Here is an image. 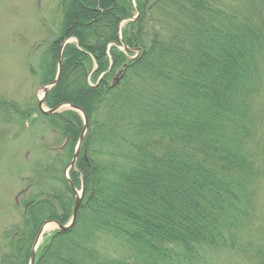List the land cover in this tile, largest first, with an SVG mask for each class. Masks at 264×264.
Returning <instances> with one entry per match:
<instances>
[{
  "label": "trees",
  "instance_id": "16d2710c",
  "mask_svg": "<svg viewBox=\"0 0 264 264\" xmlns=\"http://www.w3.org/2000/svg\"><path fill=\"white\" fill-rule=\"evenodd\" d=\"M135 2L140 16L122 29V52L133 0L64 1L59 38L36 70L42 86L53 82L61 46L75 38L46 106L71 104L89 120L70 172L83 188L76 224L48 237L36 264H217L221 256L264 264V227H254L264 184L256 109L264 0ZM0 108L36 112L33 122L53 136L42 147L50 159L35 163L20 196L22 224L0 247V264H29L41 227L72 218L64 174L84 123L72 110L46 116L1 100ZM111 241L124 253L112 255Z\"/></svg>",
  "mask_w": 264,
  "mask_h": 264
},
{
  "label": "rangeland",
  "instance_id": "374dc122",
  "mask_svg": "<svg viewBox=\"0 0 264 264\" xmlns=\"http://www.w3.org/2000/svg\"><path fill=\"white\" fill-rule=\"evenodd\" d=\"M64 1L0 0V100L15 104L20 112L38 109L43 92L36 70L47 48L59 38ZM259 98L256 109L264 128V93ZM35 113L23 118L19 112L0 108V247L4 245L3 234L22 224L24 198L19 194L25 191L35 163L50 159L42 147L50 144L53 136L44 131L47 126L43 121L33 122ZM256 205L254 227H264V184ZM54 231L42 237V244ZM108 249L114 256L124 253L114 241ZM216 262L235 263L228 256Z\"/></svg>",
  "mask_w": 264,
  "mask_h": 264
},
{
  "label": "water",
  "instance_id": "95a60500",
  "mask_svg": "<svg viewBox=\"0 0 264 264\" xmlns=\"http://www.w3.org/2000/svg\"><path fill=\"white\" fill-rule=\"evenodd\" d=\"M72 42H75L74 39H69L67 40L61 47V50L59 52V56H58V72H57V76H56V79L53 83H50L46 86H44L42 88V91H43V96L40 98V103H39V109L42 113L46 114V115H52V114H56V113H59L61 110L63 109H70V110H74L76 112H78L82 118H83V122H84V128H83V131L80 135V138H79V141H78V144H77V148H76V151H75V156L72 160V162L70 163V165L68 166V168L66 169L65 171V179L67 180V182L69 183V185L71 186L73 192H74V198H75V207H74V211H73V216H72V219L71 221L65 225V226H62L60 225L58 222L56 221H50V222H47L45 223L42 228L40 229L36 239H35V242H34V245H33V248H32V251H31V255H30V260H29V264H35L36 262V256H37V251L40 247V243L42 241V237L49 231L51 230H55L57 229V231L60 233H63V232H67L69 230H71L75 224H76V221H77V217H78V213H79V210H80V207H81V204H82V199H83V189L82 190H78L71 182L70 180V177H69V173H70V170H75V166H76V163H77V160L80 156V152H81V149H82V146H83V142H84V139L87 135V132H88V129H89V121H88V117L87 115L80 109V108H77L76 106L74 105H70V104H63L59 107H57L56 109H53V110H44V107H45V103H46V97L49 93V91L58 84L59 80H60V77H61V72H62V55H63V51L66 47L67 44H70ZM118 80H116L115 83H117ZM50 228V230H49ZM49 230V231H47Z\"/></svg>",
  "mask_w": 264,
  "mask_h": 264
},
{
  "label": "bare ground",
  "instance_id": "6f19581e",
  "mask_svg": "<svg viewBox=\"0 0 264 264\" xmlns=\"http://www.w3.org/2000/svg\"><path fill=\"white\" fill-rule=\"evenodd\" d=\"M49 230H50V228H49ZM49 230H47V231H49Z\"/></svg>",
  "mask_w": 264,
  "mask_h": 264
}]
</instances>
